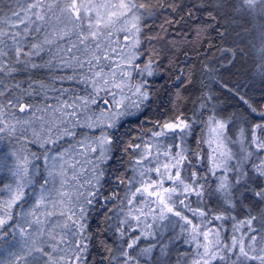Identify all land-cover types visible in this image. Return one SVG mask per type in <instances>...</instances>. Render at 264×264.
<instances>
[{"label": "snow or ice", "instance_id": "snow-or-ice-1", "mask_svg": "<svg viewBox=\"0 0 264 264\" xmlns=\"http://www.w3.org/2000/svg\"><path fill=\"white\" fill-rule=\"evenodd\" d=\"M216 39L202 86L264 76V0H0V264H264V111L184 96Z\"/></svg>", "mask_w": 264, "mask_h": 264}, {"label": "trees", "instance_id": "trees-1", "mask_svg": "<svg viewBox=\"0 0 264 264\" xmlns=\"http://www.w3.org/2000/svg\"><path fill=\"white\" fill-rule=\"evenodd\" d=\"M209 4L214 3V0H208ZM211 10V9H209ZM201 23L207 22L209 24L212 23L208 19L207 12L201 13ZM163 16L160 20L156 21L157 26L162 22ZM231 18H226V20H222L221 23H225L226 21H230ZM175 27V26H174ZM212 37L216 36V33H211ZM231 37H229L230 39ZM212 41L206 42L203 48H199L194 45H188L185 52L180 53V60L187 65V70L195 69L196 80L194 82L193 87H189L187 91L184 92V96H191L192 100H196L197 97L200 96V89L203 91H211V93L216 97L214 103L217 104L218 108L222 109V115H236L237 117L247 118L250 122H256L259 112L264 111V76L260 74V69L258 65L260 63L259 58L252 53L251 55L245 56H237L235 58V62L228 66L227 71H222L217 80H212L210 78H203V86L201 85L200 76V66L202 62L215 61L212 65L213 67L218 66L219 64H228V60H231L232 57L229 56L225 60L220 59V51L221 47L224 45L219 39L214 41V46L209 49V43ZM238 47H244V45H238ZM247 51V49H246ZM185 55H187V60H185ZM167 63V61H165ZM169 73L165 72L163 77L154 83V87L159 88L161 85L165 83L167 80ZM187 77V71L185 73ZM176 91L175 88L172 89L174 93ZM243 96L244 100H247L249 104L257 109L256 113H251L247 104L244 103L240 97ZM189 106L191 105V101H188ZM198 103V101H197ZM31 147V146H29ZM33 151H37L36 148H32ZM105 195L108 194V185H105ZM99 208V205H97ZM103 216L104 213L100 212L99 215H96L94 219L91 221L92 230L98 231L99 228L103 227ZM103 237H98L97 240ZM99 245L97 244V248L93 249V256L97 261L102 259V249L97 250Z\"/></svg>", "mask_w": 264, "mask_h": 264}]
</instances>
